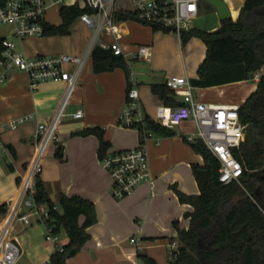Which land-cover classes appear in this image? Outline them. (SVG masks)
Here are the masks:
<instances>
[{
	"label": "crops",
	"instance_id": "crops-1",
	"mask_svg": "<svg viewBox=\"0 0 264 264\" xmlns=\"http://www.w3.org/2000/svg\"><path fill=\"white\" fill-rule=\"evenodd\" d=\"M224 1L230 10V17L237 20L246 0ZM76 3L82 8L85 7L84 0H66L65 5ZM119 3L118 10H133V0H120ZM53 7L56 6L48 8L46 21L61 24L62 18L58 23L51 22L48 18V11ZM198 9V15L191 22L190 28L215 31L221 27L223 18L209 1L199 0ZM137 20L119 22L123 30L120 43L125 51L130 75L133 74L138 80L145 111L147 115L154 116L155 108L160 101L152 93L151 84L165 82L167 78L173 76H185L189 79L195 77L198 66L205 58L206 45L199 38H192L187 44L182 45L180 34L155 31L151 25ZM75 26L88 27L81 21ZM6 37L9 38L0 34V38ZM72 37L73 30L66 36L19 39L18 43L13 39L17 46L22 47L21 52L24 51L30 56L69 54L84 58L79 83L64 110L66 113L67 109H70L67 116L72 119L66 123L61 121L59 125L60 142L64 144V157L63 159L56 157L58 143H51L43 159V170L40 174L49 196L57 204L58 209L62 193L67 196L80 195L94 202L96 206L98 221L87 229L91 239L75 256L69 258L67 263L134 264L137 248L130 241V237L137 234L146 242L142 241L141 253L160 263L161 254L157 247L172 248L174 241L179 243L178 229L174 221H178L180 228L190 226V217H186L185 212L192 211L193 206L182 202L177 190L186 194L200 193L195 177L194 181H191L186 174L174 173L170 176V172L177 167L187 165L192 172V163L204 162L203 157L197 153L199 162H192L186 148L187 142L184 140L188 133L196 130L195 123L192 120L184 121L178 129L181 134L172 137L149 133L146 145L150 170L154 177L153 183H144L130 195L121 199L115 198L111 192L112 177L103 167L98 154L99 138L94 134L83 136L72 133L84 128L101 126L105 129L106 140L111 143L109 149L124 150L138 146L141 132L133 128L137 131L136 138L128 140L124 135L130 131V127L120 125V112L126 103L130 78L122 68L95 72L92 60L94 47L88 52L94 40L84 51L88 41L85 40L81 46L76 47L67 42L68 38ZM105 38L113 40L111 35ZM139 45L151 46L152 56L149 60L135 57L134 53ZM141 60L149 63L144 69L139 68ZM70 67L75 68L74 65ZM258 72L264 74V67ZM3 74L6 78L1 81ZM258 81L259 78L254 77L222 85L194 87L197 92L196 94L193 92V96L195 100L205 103L241 105L257 88ZM66 89L67 83L64 81H42L32 86L24 72L18 69L6 70L0 61V204H8L7 212H0V230L11 212L12 202L18 196L21 177L26 174L37 152L39 124L49 121L55 115ZM78 110L84 113L81 118H75L73 115ZM31 112L37 114L36 119L23 122L15 128L10 126L11 121ZM9 145L15 152L10 150ZM21 213L28 212L22 208ZM30 219V223L16 220L9 232V237L16 240L22 249L16 264L47 263L55 252L56 244L46 239L47 229L43 222L40 223L38 219L32 220V217ZM80 221H83V217ZM65 235L64 240L59 239V244L67 243L66 231ZM173 250L172 248L167 255L169 263Z\"/></svg>",
	"mask_w": 264,
	"mask_h": 264
},
{
	"label": "trees",
	"instance_id": "trees-1",
	"mask_svg": "<svg viewBox=\"0 0 264 264\" xmlns=\"http://www.w3.org/2000/svg\"><path fill=\"white\" fill-rule=\"evenodd\" d=\"M6 0H0V6ZM92 12L78 3L62 5L59 13L61 24L43 21L44 35L66 36L72 33L80 16ZM116 21L137 19L134 10H117ZM155 31L175 32L162 26L153 25ZM182 45L192 38H199L206 45V55L197 69V75L190 79L194 87H210L254 78L264 67V0H246L237 20L223 18L222 25L215 31L198 28L184 29L180 33ZM0 38V56L4 50ZM94 71L97 73L125 70L130 71L124 55L115 54L113 49L96 44L92 50ZM253 74V76H252ZM130 83L128 85V89ZM127 89V90H128ZM152 93L160 103L176 106L181 99L166 84L152 83ZM240 118L247 125L245 140L234 149V155L243 165L238 180L228 183L220 180L221 163L213 152L200 140L190 142L195 153L203 157V164L192 163V172L199 185L200 193L186 194L177 190L182 202L193 206L185 212L190 217V226L180 228L178 221V246L171 253L170 264H264V74H261L257 88L240 105ZM142 133L172 137L176 129L159 124L155 117L147 115ZM96 135L100 140L98 154L103 157L110 148L101 126L77 130L72 135ZM10 150L14 148L9 145ZM56 157L63 159L64 144L58 143ZM35 200L49 210L48 223L59 234L65 229L68 241L62 250H56L51 264H68L91 239L88 227L98 221L94 202L80 195L61 194L60 209L49 196L45 181L37 176ZM6 203L0 204V212H7ZM83 217V221L80 219ZM139 257L146 264L158 262L144 253Z\"/></svg>",
	"mask_w": 264,
	"mask_h": 264
},
{
	"label": "built area",
	"instance_id": "built-area-1",
	"mask_svg": "<svg viewBox=\"0 0 264 264\" xmlns=\"http://www.w3.org/2000/svg\"><path fill=\"white\" fill-rule=\"evenodd\" d=\"M117 0H84L85 7L92 12H84L79 21L95 30L93 45L100 44L105 48L113 49L115 54L125 56V51L120 43L123 30L116 21ZM199 0H133V10L136 18L148 25H157L174 30L180 34L182 30L189 29L191 22L198 15ZM66 0H6L0 6V22L14 24V35L22 40L26 38L44 37L43 21L51 6H62ZM111 35L109 41L105 36ZM4 50L0 61L6 70L18 69L30 79L31 85L36 86L42 81H64L67 83L65 96L55 115L49 120L39 124L37 152L26 174L19 182V193L12 202L11 212L0 230V264H16L22 254L18 242L9 237L10 229L16 220L25 223L31 222V214L37 215L38 220L46 226V239L56 244V250H62L58 234L54 232L53 225L49 224V210L35 200V181L43 170V159L51 143L61 141L59 125L65 113V106L74 89L79 83L81 68L84 58L77 55H27L18 51L15 41L10 38L3 39ZM90 47L89 51L94 47ZM135 57L149 60L152 48L149 45H139L134 53ZM74 65V69L70 66ZM261 73H255V78H260ZM6 75L1 76V81ZM166 84L181 98L182 104L171 106L159 103L156 106L155 120L167 127L176 128L184 121L192 120L196 130L186 135L188 141L200 140L213 152L221 163L220 180L228 183L238 180L243 172V165L234 155V149L245 140L247 125L240 118L238 104H211L194 99L190 79L185 76H173L166 79ZM130 87L127 90L126 103L120 112V125L137 128L146 124L147 113L141 100L138 89V80L132 74ZM83 111L73 113L75 118H81ZM37 118L35 112L21 115L10 122L12 128L28 120ZM150 134L142 133L138 146L124 150L108 149L101 158L103 167L112 177V195L121 199L138 189L144 183L152 184L154 177L150 170V158L146 140ZM27 204L34 209L33 213H21L22 205ZM136 245L137 255L134 264H146L139 252L143 249L141 240L130 237ZM176 241L172 248H177ZM44 264H51L50 261Z\"/></svg>",
	"mask_w": 264,
	"mask_h": 264
},
{
	"label": "rangeland",
	"instance_id": "rangeland-1",
	"mask_svg": "<svg viewBox=\"0 0 264 264\" xmlns=\"http://www.w3.org/2000/svg\"><path fill=\"white\" fill-rule=\"evenodd\" d=\"M120 0H118L116 2V5H115V8L118 10L119 8V3ZM59 6H56V7H53V8H50L49 9V14H48V18L51 22H54V23H58L60 22L61 20V16L59 14ZM137 20V19H136ZM139 21V20H137ZM76 27V26H75ZM73 28V37L72 38H68L67 42H69L70 44H72L73 46H81L85 40L88 41V44H86L87 46L84 48V51L88 48V46L91 44V42L95 39V30L91 27H86V26H82L80 28ZM0 34L1 36H9L10 39H14L17 43L19 42V39L14 35V24L12 23H2L0 22ZM47 37V36H46ZM41 38H44V37H41ZM41 38H35V39H41ZM18 51H21L22 50V47L21 46H17L16 48ZM184 54V53H183ZM184 60L185 62L187 63V58L185 57V54H184ZM180 62V61H179ZM183 62V61H182ZM139 68H143L145 66H148V62L146 61H139ZM188 65V63H187ZM230 90L234 89V88H229ZM197 89H193V92L194 94H196V91ZM214 93V92H213ZM70 110L69 108L67 109V111ZM67 111H66V114L64 116H62V121H64L65 123L66 122H69L72 117H70L69 115L67 116ZM155 117L156 116V108H155V111H154V114H153ZM177 128V134H181V131L178 130L179 129V125L176 126ZM175 129V128H174ZM136 129H131L130 128V131L127 132L124 136L128 139V140H132L134 138H136V135H137V131H135ZM183 141V139H182ZM186 143V142H185ZM186 148H187V151L189 152L190 156H191V160L192 162H199V156L192 150L191 146L189 143H186ZM171 166V165H170ZM174 173H177V174H181V175H187V178L190 177V180L191 181H194V176H193V173L191 172V168L188 167L187 165H183L181 167H177L175 168L174 170H172L170 172V176H172ZM22 208L28 212V213H33L34 209H32V207H29L27 204H23L22 205ZM164 211H167V210H164ZM31 217H32V220H37L38 219V216L37 215H34V214H31ZM39 221V220H38ZM38 223V222H37ZM42 223V222H40ZM61 235L59 237L60 241L64 240V238L66 237L65 235V229H62L61 230ZM135 238H138L139 240H141V242H145L144 239H141V236L140 235H134ZM146 243V242H145ZM155 244L158 243V242H154ZM157 250L160 252V263L158 264H170L168 262V253L171 252L172 248L170 246L168 247H157Z\"/></svg>",
	"mask_w": 264,
	"mask_h": 264
},
{
	"label": "water",
	"instance_id": "water-1",
	"mask_svg": "<svg viewBox=\"0 0 264 264\" xmlns=\"http://www.w3.org/2000/svg\"><path fill=\"white\" fill-rule=\"evenodd\" d=\"M207 1H209L218 10L221 18L230 17V10L224 0H207Z\"/></svg>",
	"mask_w": 264,
	"mask_h": 264
}]
</instances>
